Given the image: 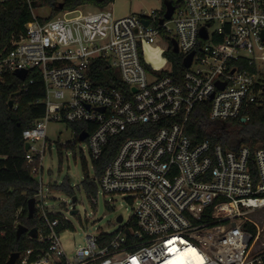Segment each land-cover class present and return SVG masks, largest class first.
<instances>
[{"label":"built area","instance_id":"built-area-1","mask_svg":"<svg viewBox=\"0 0 264 264\" xmlns=\"http://www.w3.org/2000/svg\"><path fill=\"white\" fill-rule=\"evenodd\" d=\"M170 1V18H164L163 0L159 9L124 16L110 6L53 17L33 9L23 32L0 51V80L26 70L23 88L34 82L30 72L45 85V114L23 137L30 144L27 162L35 176L40 173L37 238L47 246L34 259L33 249L20 254L19 264H264V251L252 252L256 236L247 226L255 224L250 213L264 207V146L252 152L209 138L194 144L185 131L200 102L208 103L212 123L247 121L252 108L263 104L264 0ZM173 40L175 53L183 55L179 71L167 55ZM98 61L118 73L120 86L96 81ZM52 121L91 124L74 132L78 140L88 133L81 141L93 167L112 136L128 125H151L149 133L124 139L96 179L105 194L127 196L131 218L116 233L88 234L72 257L61 240L66 229L59 230L69 220L47 204L41 177Z\"/></svg>","mask_w":264,"mask_h":264},{"label":"trees","instance_id":"trees-1","mask_svg":"<svg viewBox=\"0 0 264 264\" xmlns=\"http://www.w3.org/2000/svg\"><path fill=\"white\" fill-rule=\"evenodd\" d=\"M113 0H32V4L18 1L0 2V51L11 46L14 37L19 36L25 24L32 17L33 9L48 6L52 12L50 17L57 15L62 10H71L86 5L96 7H109ZM63 4V8L61 5ZM167 55L173 62L176 71L184 69L183 55L175 53L171 47ZM99 75L98 83H106L120 86V77L117 72L107 66L106 63H96ZM34 77V82L28 89L23 88V81L15 74L9 73L0 80V264H7L13 252L25 253L33 249L32 259L36 258L38 249L46 247V241L32 238L28 232L18 235L17 228L22 224L28 229L41 227V221L34 213L29 216V199L33 198L38 190V180L32 172V165L26 159V140L23 130L34 124L35 120L45 114V104L41 100L45 96V85L42 76L30 72L28 77ZM28 78V79H29ZM264 97V92H263ZM12 100L13 105L10 106ZM68 125L76 132L91 129L88 122H69ZM151 125L144 127L128 125L118 135L112 136L106 145L102 156L94 160V178L89 174L83 181V186L88 194H95L98 190L96 179L103 173L105 165L112 159L124 139L132 135L149 133ZM186 134L194 144L209 138L213 143H221L224 147L248 146L252 152L257 146H264V102L254 106L250 119L242 121L240 118L212 123L209 120V106L206 102L198 103L192 110L186 124ZM65 146L72 148L73 144ZM253 158V157H252ZM36 163L38 160L36 159ZM254 175L256 178V166L252 159ZM53 189L74 195L75 191L69 180L62 184L51 185ZM53 218L54 215H51ZM253 237L257 235V227L254 223L247 224ZM71 223L67 222L61 229H68ZM16 264H19L17 261Z\"/></svg>","mask_w":264,"mask_h":264},{"label":"rangeland","instance_id":"rangeland-1","mask_svg":"<svg viewBox=\"0 0 264 264\" xmlns=\"http://www.w3.org/2000/svg\"><path fill=\"white\" fill-rule=\"evenodd\" d=\"M161 6L162 0H113L110 4V8L117 16L159 9ZM84 8L92 9L96 6L86 5ZM51 12L48 6L36 9L37 15L41 17H47ZM47 135L46 151L41 163L43 168L41 177L48 195L47 204L52 206L57 215L65 216L71 223V227L61 233V240L66 253L72 257L80 246L86 244L88 234L101 231L109 234L118 232L131 218L133 204L126 195L105 194L99 187L95 194L87 193L83 181L86 174L94 178L92 157L87 142L78 140L68 123L50 122ZM66 143L73 144V147L65 146ZM42 144L43 140L36 142L39 150ZM36 178L39 180L40 173ZM66 179L74 188V195L51 187L62 184ZM72 196L77 197L76 203H73ZM93 197L96 198V202ZM73 206L78 210L77 213H71ZM119 215L123 216L122 221H118ZM250 217L257 227V235L252 247V252L256 254L264 251V207L255 209L250 213Z\"/></svg>","mask_w":264,"mask_h":264},{"label":"water","instance_id":"water-1","mask_svg":"<svg viewBox=\"0 0 264 264\" xmlns=\"http://www.w3.org/2000/svg\"><path fill=\"white\" fill-rule=\"evenodd\" d=\"M163 2H164V4L167 7V10H166L164 18H170L171 15L174 12V5H173L172 1H170V0H163ZM61 8H63V4L61 5ZM164 18H162L160 20L161 23H163ZM147 23L148 22L146 21V24ZM263 35H264V33H263ZM173 50H174V52H178V45H177V41L176 40H173ZM193 55H194V52H191L188 56H186L184 58L185 66L189 67L191 65ZM15 74L22 80H24L27 77V71L26 70H17ZM12 105H13V102L11 100L10 101V106H12ZM242 121H245V118H243ZM87 135H88L87 132H82L79 135V139L80 140H84L87 137ZM25 147H26V150H28L30 148V144L28 142H26ZM76 200H77V197L73 196V198H72L73 203H75ZM28 205H29V216L32 217L34 215V213H35V198L34 197L29 199ZM73 207H75V206H73ZM77 211H78L77 209L73 208L71 210V213L74 214V213H77ZM117 219L119 221H121L122 220V216L119 215ZM24 232H28L29 235L32 238H37L38 237V229L37 228L34 227V228L29 230L28 227H26V226H24L22 224H19L18 228H17L18 235H21ZM19 256H20L19 252H13L11 254L9 260L7 261V264H16Z\"/></svg>","mask_w":264,"mask_h":264}]
</instances>
